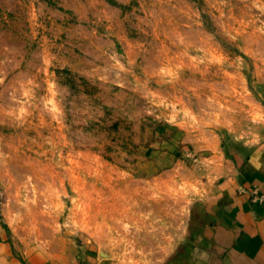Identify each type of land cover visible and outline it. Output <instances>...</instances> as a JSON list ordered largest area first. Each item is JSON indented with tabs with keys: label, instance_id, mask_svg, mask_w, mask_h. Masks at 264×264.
<instances>
[{
	"label": "rangeland",
	"instance_id": "rangeland-1",
	"mask_svg": "<svg viewBox=\"0 0 264 264\" xmlns=\"http://www.w3.org/2000/svg\"><path fill=\"white\" fill-rule=\"evenodd\" d=\"M264 145V0H0V263L169 264Z\"/></svg>",
	"mask_w": 264,
	"mask_h": 264
},
{
	"label": "crops",
	"instance_id": "crops-1",
	"mask_svg": "<svg viewBox=\"0 0 264 264\" xmlns=\"http://www.w3.org/2000/svg\"><path fill=\"white\" fill-rule=\"evenodd\" d=\"M254 188L264 190V145L250 151L224 192L206 203V217L191 247L169 264H264V203L251 201L249 191ZM7 258L0 264H77L66 252L48 253L44 259L36 254ZM80 264L98 263L83 257Z\"/></svg>",
	"mask_w": 264,
	"mask_h": 264
},
{
	"label": "built area",
	"instance_id": "built-area-1",
	"mask_svg": "<svg viewBox=\"0 0 264 264\" xmlns=\"http://www.w3.org/2000/svg\"><path fill=\"white\" fill-rule=\"evenodd\" d=\"M249 197L253 202L264 203V190L254 188L249 191Z\"/></svg>",
	"mask_w": 264,
	"mask_h": 264
}]
</instances>
